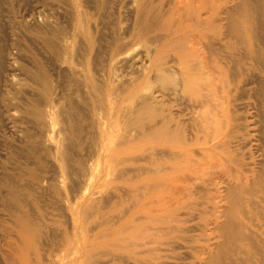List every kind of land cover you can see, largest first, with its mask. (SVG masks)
I'll return each instance as SVG.
<instances>
[{
	"label": "bare ground",
	"instance_id": "6f19581e",
	"mask_svg": "<svg viewBox=\"0 0 264 264\" xmlns=\"http://www.w3.org/2000/svg\"><path fill=\"white\" fill-rule=\"evenodd\" d=\"M5 1L0 264H264V0Z\"/></svg>",
	"mask_w": 264,
	"mask_h": 264
},
{
	"label": "rangeland",
	"instance_id": "374dc122",
	"mask_svg": "<svg viewBox=\"0 0 264 264\" xmlns=\"http://www.w3.org/2000/svg\"><path fill=\"white\" fill-rule=\"evenodd\" d=\"M4 1V0H3ZM30 1V0H29ZM32 1V0H31ZM30 1V2H31ZM16 2V0H6L4 3H5V7H7L8 9L9 8H11V9H9V12H10V15L9 16H13V19H15L16 21H20L21 19H22V16H23V14L26 12L25 11V9H27V10H29L31 7H28L29 5V3L27 4V6H23L24 5V3H25V5H26V2H28V0H17V2ZM9 3V4H8ZM18 4V5H17ZM19 4H20V6H19ZM36 4H38V3H36ZM35 4V5H36ZM34 5V6H35ZM16 6V7H15ZM18 6V7H17ZM24 7V8H23ZM2 8H3V6H2ZM23 8V9H22ZM24 11V12H23ZM17 12V13H16ZM18 16H19V18H18ZM20 16H21V18H20ZM62 16H63V18H62ZM61 16V19L59 18V16L57 17V19H55V21L57 22H59V23H56V24H59V26L61 25V28H63V27H66V28H63V29H67L68 27L67 26H69L68 24H67V21L68 20H66V19H68L67 17H65L64 15H62ZM62 21L63 23H61L60 21ZM64 20H66V21H64ZM147 60V61H146ZM144 62L148 65V59H145L144 60ZM165 73V72H164ZM163 73V74H164ZM148 86V85H147ZM153 86V87H152ZM151 86V88H149V90H147V92L148 93H150L151 92V94L152 95H155V93H157V94H159L160 93V91H161V86L158 84V83H155V84H153ZM170 86L172 87V88H175L176 86H177V82H172V83H170ZM169 86V87H170ZM169 87H168V89H165L164 88V90H171L172 88L170 87V89H169ZM158 90V91H157ZM163 90V89H162ZM153 91V92H152ZM156 94V95H157ZM171 102H172V108L170 109L171 111H172V113L174 114L175 112L177 113L178 111H179V106L177 105V101L176 100H171ZM174 105H175V107H174ZM178 106V107H177ZM176 113H175V115H176ZM147 126V127H146ZM145 127L146 128H148L149 126L148 125H146ZM146 128H144V129H146ZM139 131V134L141 135H138V131ZM137 132H136V135H134V136H137L138 135V137L140 136L141 137V141H140V137H139V139H138V137H137V140H135V144H134V146H135V150H136V146H137V148H140V146L141 147H143L144 148V150L146 149V151H144L142 148L139 150V149H137L136 151L139 153V154H143L144 155V153L146 154L144 157H142V158H144V159H142V162L143 163H146L147 164V166H150V165H154L155 163L156 164H159V165H161V166H164L165 168H166V170H168V173H169V175H172V174H174L175 173V171H176V169H177V167L179 166V163L177 162L178 160L177 159H175L174 158V156L172 155V152L171 151H175V150H177V148H178V144H176L175 142H172V140H170V139H168V141H166L165 139H167V138H161V134L160 133H157V132H155V133H157V139L154 137V133L153 134H150V136L152 135V137H148L147 139H149L148 141H146L145 139V141L144 140H142L143 139V137H142V132H143V128L141 127V129H138L137 128ZM134 130H132L131 132H133ZM134 134V132L132 133V135ZM156 135V134H155ZM154 138V139H153ZM153 139V140H152ZM161 139V140H160ZM151 140V141H150ZM142 141H144V142H142ZM155 141V143L153 144V142ZM159 142V143H158ZM172 142V143H171ZM138 143V144H137ZM140 145V146H139ZM173 145V146H172ZM157 147V149L156 148H154V147ZM172 146V147H171ZM146 147V148H145ZM150 147V148H149ZM174 149V150H173ZM141 150L143 151L142 153H141ZM140 151V152H139ZM137 153V154H138ZM138 154V156H141V155H139ZM136 155V154H135ZM137 157V156H136ZM135 157V158H136ZM137 159H140V158H136V160ZM136 160H134V163H136ZM139 161V160H138ZM133 162V161H132ZM173 167H174V169H173ZM174 171V172H173ZM118 181V180H117ZM201 199V198H200ZM256 217H258V218H256ZM198 221V219L197 218H193V219H189L188 220V223H187V225H194L196 222ZM253 223H255V224H253ZM252 223V225L254 226V229L255 230H257V232H258V238L260 239V242H261V240H263L264 239V216H262L261 214H258V215H256L255 216V220H254V222ZM90 224V223H89ZM258 224V225H257ZM91 227H92V224L90 225ZM88 228L89 230H88V236H90V237H88V240L89 241H91V242H99V240L97 239L96 240V238L94 239V241H92L93 239L92 238H94L97 234H95L96 232H97V230H98V228H95L94 229V227H92V228ZM93 229V230H92ZM192 233H193V230L191 231ZM190 232V233H191ZM94 233V234H93ZM90 234V235H89ZM93 235H95V236H93ZM91 238V239H90ZM262 238V239H261ZM96 240V241H95ZM184 252V253H183ZM175 254V255H174ZM177 254H179V257L180 258H185L186 257V252H185V249L184 248H180V249H177V252H172V255H174V256H177ZM177 261L180 263V262H182V263H180V264H183L184 262H186L187 260L185 259V260H181V259H177Z\"/></svg>",
	"mask_w": 264,
	"mask_h": 264
}]
</instances>
